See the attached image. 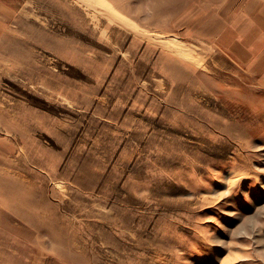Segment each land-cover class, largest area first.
<instances>
[{"label":"rangeland","instance_id":"1","mask_svg":"<svg viewBox=\"0 0 264 264\" xmlns=\"http://www.w3.org/2000/svg\"><path fill=\"white\" fill-rule=\"evenodd\" d=\"M219 2L0 0V264H264V21Z\"/></svg>","mask_w":264,"mask_h":264},{"label":"crops","instance_id":"2","mask_svg":"<svg viewBox=\"0 0 264 264\" xmlns=\"http://www.w3.org/2000/svg\"><path fill=\"white\" fill-rule=\"evenodd\" d=\"M219 4H222V8L224 9H217L219 13H226V14H234V13H249V14H256L258 15V19L264 21V18H260V15L264 16V0H219ZM246 5H250V7H245ZM249 20V19H248ZM257 22H260V21ZM249 22H254L253 20H249ZM226 27V26H225ZM239 26H229V28L237 29ZM253 26H251L252 28ZM259 27V26H258ZM264 27V26H261ZM250 29V26H248Z\"/></svg>","mask_w":264,"mask_h":264}]
</instances>
